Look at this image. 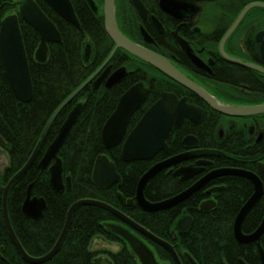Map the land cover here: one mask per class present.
<instances>
[{"label": "trees", "instance_id": "trees-1", "mask_svg": "<svg viewBox=\"0 0 264 264\" xmlns=\"http://www.w3.org/2000/svg\"><path fill=\"white\" fill-rule=\"evenodd\" d=\"M14 1L0 0V26L3 19L14 12ZM35 1L58 28L62 42L50 44L48 60L37 62L35 54L40 44L39 34L19 19L34 86L33 99L29 103L16 98L0 59V136L6 142V151L10 156V168L0 177V245H4V258L10 264L27 263L17 254L3 227L4 188L31 158L55 111L96 71L112 49L104 47L109 40L102 7L98 10L99 15L86 0H71L81 24V29H77L59 17L44 0ZM254 2L264 0H244L241 8ZM99 4L103 6V0H99ZM88 38L101 44V47L96 48V59L86 63L84 51ZM121 95L119 87L108 90L104 86L95 89L88 85L57 116L33 165L14 184L9 197L10 218L26 252L33 257L49 253L63 231L70 207L77 201L94 199L117 208L154 235L172 243L183 264H187L182 257L184 251H188L198 264H237L238 245L232 233L236 213L224 205L210 215L194 210L191 243L189 240L186 242L185 234L177 243L171 239L180 218L178 210L146 213L137 204L128 205L130 200L135 199L139 180L157 161L126 163L121 157V145L109 151L105 148L102 130L115 112ZM78 104L83 105L82 112L58 154L63 176L65 179L70 177L72 185L70 188L66 186L65 192L60 194L50 184V171L41 170L38 163ZM142 115H134L129 132ZM101 155H107L115 164L122 178L121 185L102 188L94 182L95 163ZM31 185L32 195L47 202L43 217L36 221L25 218L20 212ZM181 188L160 173L146 186L145 196L158 202L176 195ZM229 194L231 199L232 193ZM110 223L119 224V219L109 211L92 205L79 207L60 250L43 264H140L127 242L108 228ZM95 238H102L120 249L117 252L93 251ZM146 243L161 262L173 264L166 250L149 240Z\"/></svg>", "mask_w": 264, "mask_h": 264}, {"label": "flooded vegetation", "instance_id": "flooded-vegetation-1", "mask_svg": "<svg viewBox=\"0 0 264 264\" xmlns=\"http://www.w3.org/2000/svg\"><path fill=\"white\" fill-rule=\"evenodd\" d=\"M86 1L99 15L100 11L98 10L102 7L104 17V4L100 6L99 0ZM140 1L147 11L145 17L137 10L133 0H117L116 22L126 38L135 45L169 61L202 93L220 102L242 107L264 105V9L255 8L248 12L238 28L225 41L227 33L244 9L251 4H264V2L250 3L241 8L244 0H203L207 7L202 11L197 6L198 0H171L169 7L172 9V13L169 14L162 9L161 0ZM14 3V12L10 15L19 14L22 5L21 0H15ZM104 26L109 40V43L104 47L112 49L92 74L98 72L96 78L89 85L95 88L94 82L105 72L107 73L105 79L95 89L104 86L108 90H113L119 87L122 97L133 87L142 84L148 94L144 103L134 113V115L143 114L142 117L161 99L164 93L172 94L179 100L185 99L188 104L200 112V116H193L192 119L186 118L179 128H174L166 140L169 151L160 152L151 161H157L156 164L177 155L190 154L200 150H214L224 154L194 156L161 172L169 177L174 186L182 187L180 191L176 190V195L196 186V191L188 199L172 208L178 210L180 214L177 225L184 218H191L192 225L184 232L177 227V230L172 232L171 239L177 243L182 238V234H185L186 242L189 240L191 243V229L195 222L193 212L200 211L202 215H210L221 205H224L228 210H233L236 213L232 233L238 245L237 264H241V261L246 264H263L264 254H261V249L264 253V233L259 240L246 243L238 242L234 233L236 218L255 194L256 184L251 179L241 176L211 177L212 179L209 177L214 171L226 168L238 169L258 176L262 182L263 195L258 204L247 214L242 224L243 235L254 234L264 221V114L243 117L224 116L214 110L202 98L198 90L173 80L123 48H118L108 61L116 48V43L106 30L105 18ZM87 42L84 57L89 45L91 56L88 62L85 60L86 63H89L96 59V48L101 47V44L92 42L90 38L87 39ZM121 70L125 71L123 78L110 88L107 87L106 83L109 79ZM6 145L0 144V147L6 151ZM181 167H193L197 173L183 180L181 176L175 175ZM9 168H5L0 177ZM47 169L49 170V168ZM64 181L66 189L65 178ZM229 184H233V186ZM10 192L8 195L9 217ZM64 192L65 190L57 193L63 194ZM230 192L232 193L231 199ZM31 197L36 196L31 193ZM24 202L20 207V212L25 218L30 219L22 211ZM202 207L205 210H202ZM2 215L6 236L13 244L5 224L3 204ZM137 236L147 242L145 237L139 234ZM98 239L100 238H95L92 244L94 245ZM14 249L16 250L15 246ZM185 252L188 251H184L182 257ZM4 254V245H0V264H10L4 258ZM158 261L165 264L159 259ZM173 264H175L174 261ZM187 264L190 263L187 261Z\"/></svg>", "mask_w": 264, "mask_h": 264}, {"label": "water", "instance_id": "water-1", "mask_svg": "<svg viewBox=\"0 0 264 264\" xmlns=\"http://www.w3.org/2000/svg\"><path fill=\"white\" fill-rule=\"evenodd\" d=\"M22 5L19 10V14H13L5 17L0 26V59L5 69L8 81L16 98L23 102L29 103L33 99L34 86L31 77L30 65L28 56L26 53L24 40L20 28L19 18L23 19L28 25H30L40 36V44L35 54V59L39 63H45L49 56V44H56L62 42V36L52 22V20L44 13L41 7L35 0H21ZM61 18L68 23L72 24L77 29H81L80 21L75 12L74 6L71 0H44ZM171 0H161L160 5L164 11L171 14L172 9L169 7ZM134 5L142 16L145 17L146 9L140 0H133ZM262 8L264 4L254 3L249 5L241 13L237 21L234 23L230 31L227 33L225 41L228 37L238 28L245 16L252 9ZM104 18L106 24V30L109 36L116 43V48L110 55L108 61L112 58L118 48H123L126 51L132 53L136 57L142 59L146 63H149L166 76L172 78L175 81L180 82L182 85L191 87L198 90L202 98L206 100L210 106L217 112L227 117H240V116H253L258 114H264V105L254 107H242L225 104L220 102L211 96L202 93V91L196 88L189 79L174 67L169 61L163 59L157 54L150 52L142 47L135 45L128 38H126L120 31L116 22V0H104ZM224 41V42H225ZM91 56V48L88 45L85 53L86 62L89 61ZM107 61V62H108ZM258 69V68H257ZM260 70V69H259ZM98 72L89 77L74 93H72L68 99H66L62 105L55 111L50 121L48 122L41 140L39 141L35 151L26 165L9 181L4 188L3 198V214L5 224L10 235V238L20 255L21 259L27 264H43L52 259L60 250L67 233L70 229L74 213L76 210L85 205H92L100 207L106 211L112 213L124 223L128 228L118 224L110 223L108 228L124 239L130 246L134 255L139 259L140 264H161L158 261L156 254L142 241L136 234L145 237V239L153 242L154 244L162 247L170 255L175 264H182V261L177 254L173 245L158 236L154 235L144 226L140 225L129 216L118 210L117 208L94 199H83L74 203L67 215L66 223L63 231L53 247V249L44 256L33 257L29 255L20 240L18 239L8 213V195L14 184L30 169L40 148L44 142V139L49 132L53 122L61 111L77 96L81 93L89 84L96 78ZM125 74L124 70H121L114 74L106 83L107 87H111L119 82ZM107 73H103L95 82V88L99 87L101 82L105 79ZM148 91L144 90L142 84L130 89L124 96H122L118 102L115 112L107 120L102 130V141L105 148L109 151L119 145L122 146L121 157L126 163L137 161H151L160 152L169 151V147L166 140L170 132L174 128H179L186 118L192 119L193 116H200V112L192 105L188 104L185 99L179 100L172 94H163L161 99L152 106L136 124V126L128 133L129 124L132 116L138 110V108L146 100ZM83 109L82 104H78L74 107L71 113L68 115L66 121L61 126L57 137L53 143L47 148L43 158L39 163V168L45 170L49 168L50 171V184L54 191L62 192L65 190V181L63 176L62 161L58 157V154L63 147L65 141L70 135L74 125L76 124ZM0 144L5 146L6 143L0 137ZM187 144V143H186ZM223 153L214 150H200L188 154H181L174 156L162 162L154 164L139 180L136 196L134 200L128 202L129 205L136 203L146 213H158L167 211L173 207L179 205L188 199L195 191L196 186L189 189L179 195L170 197L168 199L152 202L145 196V189L148 183L154 179L159 173L166 169L171 168L177 164H180L194 156H213L222 155ZM224 155V154H223ZM54 161V163H52ZM200 164V163H199ZM10 167V158L8 153L0 147V174L3 173L5 168ZM197 173V170L193 167H181L175 173L176 176H181L183 180H186L192 174ZM222 176H241L251 179L256 184V192L251 199L245 204V206L239 212L235 224L234 233L236 239L240 243H246L249 241L259 240L264 233V221L257 229V231L251 236H245L242 233V224L247 214L258 204L263 195V186L258 176H255L238 169L226 168L214 171L209 178H216ZM211 178V179H212ZM94 182L102 188H110L115 185H121L122 178L117 172L115 164L109 159L107 155H101L98 157L95 163V170L93 173ZM66 185L71 187V178H66ZM33 185L28 189L27 198L23 204L22 211L26 217L32 220H39L42 218L44 211L47 208V204L44 198L31 197ZM205 210L204 207L201 208ZM192 225L191 218H184L178 222V229L182 232ZM175 236V233H173ZM104 250H110L117 252L118 246L110 243H104ZM261 254L263 251L261 249ZM185 259L190 264H198L194 258L188 253H184ZM241 264H246L241 261ZM264 264V263H263Z\"/></svg>", "mask_w": 264, "mask_h": 264}, {"label": "crops", "instance_id": "crops-1", "mask_svg": "<svg viewBox=\"0 0 264 264\" xmlns=\"http://www.w3.org/2000/svg\"><path fill=\"white\" fill-rule=\"evenodd\" d=\"M104 243H106L105 241H103L102 239H98L96 240V242L94 243V245L92 246V250L93 251H102L104 250ZM99 245V246H98ZM98 246V247H97Z\"/></svg>", "mask_w": 264, "mask_h": 264}, {"label": "clouds", "instance_id": "clouds-1", "mask_svg": "<svg viewBox=\"0 0 264 264\" xmlns=\"http://www.w3.org/2000/svg\"><path fill=\"white\" fill-rule=\"evenodd\" d=\"M197 6L201 8V10H205L207 5L203 3V0H198Z\"/></svg>", "mask_w": 264, "mask_h": 264}, {"label": "rangeland", "instance_id": "rangeland-1", "mask_svg": "<svg viewBox=\"0 0 264 264\" xmlns=\"http://www.w3.org/2000/svg\"><path fill=\"white\" fill-rule=\"evenodd\" d=\"M119 224L122 225V226H124V227H126V228H128V227H127L124 223H122V222H119ZM135 234L138 235V233H136V232H135ZM102 240H103V239H102ZM103 241H104V240H103Z\"/></svg>", "mask_w": 264, "mask_h": 264}, {"label": "bare ground", "instance_id": "bare-ground-1", "mask_svg": "<svg viewBox=\"0 0 264 264\" xmlns=\"http://www.w3.org/2000/svg\"><path fill=\"white\" fill-rule=\"evenodd\" d=\"M116 3H117V0H116Z\"/></svg>", "mask_w": 264, "mask_h": 264}]
</instances>
